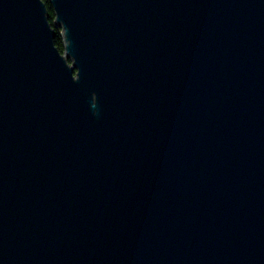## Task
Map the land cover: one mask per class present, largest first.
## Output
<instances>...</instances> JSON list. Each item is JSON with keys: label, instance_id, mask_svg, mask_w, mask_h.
Masks as SVG:
<instances>
[{"label": "water", "instance_id": "obj_1", "mask_svg": "<svg viewBox=\"0 0 264 264\" xmlns=\"http://www.w3.org/2000/svg\"><path fill=\"white\" fill-rule=\"evenodd\" d=\"M48 2L0 0V264H264V0Z\"/></svg>", "mask_w": 264, "mask_h": 264}, {"label": "trees", "instance_id": "obj_2", "mask_svg": "<svg viewBox=\"0 0 264 264\" xmlns=\"http://www.w3.org/2000/svg\"><path fill=\"white\" fill-rule=\"evenodd\" d=\"M43 1L45 2L46 7H47L48 12H49V21H50V23H52V21H53V13H52L51 7H50V5H49V2H48V0H43ZM55 31H56V34H57V36H56V38H55V40H54L55 45L58 47V49H59L60 51H62V48H63V47H62L61 38H60V36H59V29H58V28H55Z\"/></svg>", "mask_w": 264, "mask_h": 264}]
</instances>
